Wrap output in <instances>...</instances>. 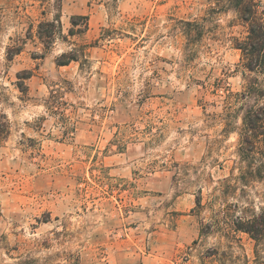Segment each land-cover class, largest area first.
Listing matches in <instances>:
<instances>
[{"label":"rangeland","instance_id":"rangeland-1","mask_svg":"<svg viewBox=\"0 0 264 264\" xmlns=\"http://www.w3.org/2000/svg\"><path fill=\"white\" fill-rule=\"evenodd\" d=\"M214 6L0 0V264H264V240L234 228L264 211V182L219 189L245 165L224 89L245 84L247 30ZM58 11L46 49L38 25ZM189 20L205 25L194 44Z\"/></svg>","mask_w":264,"mask_h":264},{"label":"trees","instance_id":"trees-1","mask_svg":"<svg viewBox=\"0 0 264 264\" xmlns=\"http://www.w3.org/2000/svg\"><path fill=\"white\" fill-rule=\"evenodd\" d=\"M215 6L212 11L221 14L228 11L236 13L242 26L247 30V35L243 40L237 39L236 48L242 52V66L245 84L241 91L233 92L228 88L226 99L228 101V114L232 115V109L237 106L236 113H240L242 125L239 128L238 153L243 164L235 183H231L232 178L222 181L219 188L224 197H229L236 193L237 188L249 186L253 181L264 182V0H213ZM56 14L53 20H45L38 25L37 35L46 49L51 48L61 29V14ZM83 19L88 28V16L76 15L72 18L73 26L78 24V20ZM185 25V35L188 43L194 44L199 41L205 32V25L197 20L182 21ZM71 34L78 31L74 28ZM82 32V30H81ZM193 52L191 47L190 49ZM22 51L21 47L9 48V60L15 54ZM80 55L76 49L63 53L57 59V65H68L72 61H78ZM31 71L19 73L18 86L23 92L27 91L25 79L31 78ZM225 131H229L228 125ZM8 133L7 124L0 123V137ZM197 203L201 204V198H197ZM234 228L238 231L247 232L259 244L264 240V211L255 213L250 217L241 216L234 222ZM12 264H39L38 259L27 257ZM80 264V263H78Z\"/></svg>","mask_w":264,"mask_h":264}]
</instances>
